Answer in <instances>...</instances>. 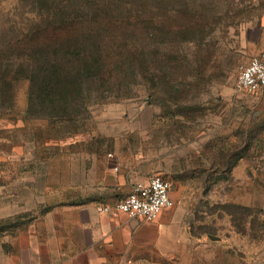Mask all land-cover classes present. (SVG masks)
<instances>
[{"label": "rangeland", "instance_id": "rangeland-1", "mask_svg": "<svg viewBox=\"0 0 264 264\" xmlns=\"http://www.w3.org/2000/svg\"><path fill=\"white\" fill-rule=\"evenodd\" d=\"M100 7L132 8L160 30L128 37L146 64L105 98L86 85L66 106L30 102L25 80L12 104L0 98V264H14L37 218L120 202L154 176L171 182L183 218L135 264H264V93L236 88L264 37V0H0V50Z\"/></svg>", "mask_w": 264, "mask_h": 264}, {"label": "trees", "instance_id": "trees-1", "mask_svg": "<svg viewBox=\"0 0 264 264\" xmlns=\"http://www.w3.org/2000/svg\"><path fill=\"white\" fill-rule=\"evenodd\" d=\"M104 9L97 8V12H87V15L77 19L73 16L63 17L62 21L47 25L46 29L31 31L30 36L8 40L0 50V98L12 104L16 97V85L25 80L29 82L30 102L43 97L44 100L66 106L79 93L86 92V85L90 93L93 90L105 98L114 92L118 83L128 81L127 67L140 63L143 68L146 64L145 48L134 47L131 45L133 40L128 37L144 33L149 27L157 32L161 22L139 12L134 15L132 8H124L127 11L124 17ZM192 16L196 17V14ZM120 40L114 51V45ZM80 47L84 50L75 57L66 56V52ZM10 52L20 56L15 68L4 65L6 58L3 54ZM34 57H44L48 64L40 68L34 62ZM66 58L74 61L68 59V63ZM112 65L121 67L113 69Z\"/></svg>", "mask_w": 264, "mask_h": 264}, {"label": "crops", "instance_id": "crops-1", "mask_svg": "<svg viewBox=\"0 0 264 264\" xmlns=\"http://www.w3.org/2000/svg\"><path fill=\"white\" fill-rule=\"evenodd\" d=\"M255 51H264V37ZM100 205L67 206L37 218L14 264H135L136 253L151 249L171 228H180L183 218L175 206L147 222L123 213H100Z\"/></svg>", "mask_w": 264, "mask_h": 264}, {"label": "built area", "instance_id": "built-area-1", "mask_svg": "<svg viewBox=\"0 0 264 264\" xmlns=\"http://www.w3.org/2000/svg\"><path fill=\"white\" fill-rule=\"evenodd\" d=\"M236 88L249 94L264 93V51L252 56L249 63L241 68ZM171 189L169 180L154 176L135 183L122 201L100 205L99 212L110 215L123 213L132 219L154 222L164 211L175 206Z\"/></svg>", "mask_w": 264, "mask_h": 264}, {"label": "water", "instance_id": "water-1", "mask_svg": "<svg viewBox=\"0 0 264 264\" xmlns=\"http://www.w3.org/2000/svg\"><path fill=\"white\" fill-rule=\"evenodd\" d=\"M210 238H211L212 240H218V238H217V237H214V236H210Z\"/></svg>", "mask_w": 264, "mask_h": 264}]
</instances>
